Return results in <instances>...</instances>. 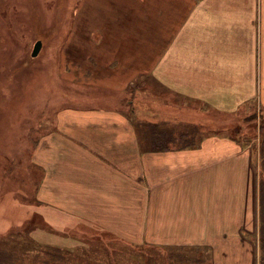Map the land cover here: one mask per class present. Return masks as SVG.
<instances>
[{
  "label": "crops",
  "instance_id": "1",
  "mask_svg": "<svg viewBox=\"0 0 264 264\" xmlns=\"http://www.w3.org/2000/svg\"><path fill=\"white\" fill-rule=\"evenodd\" d=\"M157 1L151 0L155 12L132 5L140 24L150 28L140 43L155 35V56L129 53L138 37H130V48L121 35L113 36L116 57L104 66L114 72L100 85L110 91L129 87L125 76L119 78L121 68L139 57L143 68L130 79L146 74L170 93L208 107L205 112L162 98L160 122L189 125L185 128L197 136L183 143L189 136L182 139L178 132L176 140L167 139L172 148L146 150L134 118L123 110L85 105L82 96L61 107L32 153L43 171L36 207L49 227L47 238L40 229L32 235L36 242L69 246V237H76L72 232L83 228L82 233L101 232L164 254L211 250L214 264H259L261 143L217 133L209 112L241 123L250 106L264 108V0ZM86 13L100 24V12ZM111 14L113 34L127 26L122 19L132 17L129 9ZM103 29L100 25L88 35ZM222 125L233 128L226 120ZM24 211L23 219L11 223L23 225L29 213ZM8 221L0 222L1 229Z\"/></svg>",
  "mask_w": 264,
  "mask_h": 264
},
{
  "label": "rangeland",
  "instance_id": "2",
  "mask_svg": "<svg viewBox=\"0 0 264 264\" xmlns=\"http://www.w3.org/2000/svg\"><path fill=\"white\" fill-rule=\"evenodd\" d=\"M108 1L0 0V222L10 219L7 228L0 227V264H214L211 250L164 254L159 248L117 242L101 232L82 233L83 228L72 232L76 237H69L73 240L69 246H52L34 240L33 231L40 229L41 238H47L49 227L46 217L38 213L36 207L40 204L36 188L43 171L35 167L32 153L39 138L48 134L61 107L74 105L76 99L86 97L85 105L116 107L128 113L131 120L134 118L136 124L140 123L143 141L153 139L156 130L150 131L151 128L144 127L142 122L154 121L149 124L159 125L168 137L170 133L178 132L189 136L183 143L191 142L198 132L187 130L190 126L183 123L160 122L162 98L205 112L208 110L202 102L197 106L196 101L192 103L170 93L157 79L146 74L130 79L133 72L143 68L139 57L132 58L121 68L119 78L125 76L129 87L110 91L100 85L108 83L105 82L110 79L107 74L114 72L104 66L105 61L116 57L113 36L121 35L120 40L130 48L128 43L133 44L130 37H138L129 53L137 51L136 54L145 55L147 52L150 59L155 56V35L140 43L141 36L145 38V32L148 34L150 28L140 24L139 10L132 5L142 8L141 12L146 7L155 12L157 4L151 0L147 3ZM157 3L159 5V0ZM116 9L121 12L129 9L132 17L121 20L127 23L128 30L122 32L125 27L122 26L120 33L113 34L110 21H113L111 13ZM86 12L94 13V16L100 12V24L86 19ZM100 25L106 28L102 34L88 35ZM38 40L43 43L41 51L32 56ZM209 113L216 119L211 129L216 128L217 133L232 135L250 145L259 139L260 148H264V108L250 106L240 116L243 118L241 123H233L231 115L213 110ZM225 120L232 122V129L222 125ZM24 209L29 210L24 224L11 223V220L23 219ZM7 224H10L9 228ZM259 248V264H264V245L262 248L259 243Z\"/></svg>",
  "mask_w": 264,
  "mask_h": 264
},
{
  "label": "trees",
  "instance_id": "3",
  "mask_svg": "<svg viewBox=\"0 0 264 264\" xmlns=\"http://www.w3.org/2000/svg\"><path fill=\"white\" fill-rule=\"evenodd\" d=\"M142 123H144V127H147V128L150 127L151 128L150 131L156 130L155 136L153 135V137L155 138L156 145L151 146L150 144L145 143L147 141H143L141 139L142 149H146V150L156 149V150L163 151V150H168V149L172 148L171 146L168 145L167 138H168L169 142H171L172 139L176 140L177 139L176 134L170 133L169 134L170 136L168 137V135H166V132H165V134H164V132H161V128L159 125L149 124V121H145ZM136 126H137V133L140 137V123L138 122L136 124ZM165 129H169V128H165ZM146 137H147V135H146ZM179 137L186 138L188 136L187 135H179ZM154 138L153 139L148 138V139L153 141ZM178 148H180V147H178ZM261 167H262V173L264 176V148L262 146H261ZM260 192H261V203H260V206H261V222H260V231H259V234H260L259 242L263 248V245H264V177H263L262 181L260 182Z\"/></svg>",
  "mask_w": 264,
  "mask_h": 264
},
{
  "label": "water",
  "instance_id": "4",
  "mask_svg": "<svg viewBox=\"0 0 264 264\" xmlns=\"http://www.w3.org/2000/svg\"><path fill=\"white\" fill-rule=\"evenodd\" d=\"M42 45H43L42 40H38L35 42L34 49L32 51V56H37L39 54V52L41 51Z\"/></svg>",
  "mask_w": 264,
  "mask_h": 264
}]
</instances>
